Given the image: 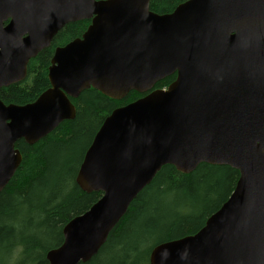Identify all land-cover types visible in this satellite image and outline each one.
<instances>
[{
  "label": "water",
  "instance_id": "1",
  "mask_svg": "<svg viewBox=\"0 0 264 264\" xmlns=\"http://www.w3.org/2000/svg\"><path fill=\"white\" fill-rule=\"evenodd\" d=\"M149 4L0 0V88L21 82L65 24L90 21L55 48L35 100L0 99V192L22 160L17 140L34 144L73 119L81 91H135L87 147L75 182L101 196L63 226L48 264L90 260L162 166L187 174L199 163L237 170L235 185L198 231L156 244L149 264H264V0H185L163 14Z\"/></svg>",
  "mask_w": 264,
  "mask_h": 264
},
{
  "label": "trees",
  "instance_id": "2",
  "mask_svg": "<svg viewBox=\"0 0 264 264\" xmlns=\"http://www.w3.org/2000/svg\"><path fill=\"white\" fill-rule=\"evenodd\" d=\"M185 0H150L152 11L171 12ZM88 20L65 24L27 65L26 77L0 88L5 103L32 102L49 87L47 68L53 50L86 29ZM175 74L157 82L164 88ZM141 94L130 91L115 100L94 88L71 99L73 119H66L34 144L17 140L22 160L0 192V264H48L46 253L63 240L62 228L87 210L101 192H84L75 182L83 155L104 118L116 107ZM238 178L227 165L199 163L190 173L172 165L160 168L152 181L132 200L126 213L90 260L79 264H149L158 243L198 231L206 218L230 195Z\"/></svg>",
  "mask_w": 264,
  "mask_h": 264
},
{
  "label": "flooded vegetation",
  "instance_id": "3",
  "mask_svg": "<svg viewBox=\"0 0 264 264\" xmlns=\"http://www.w3.org/2000/svg\"><path fill=\"white\" fill-rule=\"evenodd\" d=\"M88 21H89V20H88ZM89 23H90V21H89ZM89 23H88V25H89ZM88 25H87V26H88ZM86 28H87V27H86ZM85 30H86V29H85ZM85 30H84V31H85ZM84 31H83V32H84ZM83 32L80 34V36L74 37L73 39L78 38V37H81V35L83 34ZM73 39H71V40H73ZM71 40H69V41H71ZM51 41H52V40H51ZM69 41H68V42H69ZM68 42H67V43H68ZM50 44H51V43H50ZM65 44H66V43H65ZM65 44H63V45H65ZM63 45H62V46H63ZM49 46H50V45H49ZM57 47H59V46H56L55 48H57ZM55 48H54V50H55ZM54 50H53V53H54ZM52 55H53V54H52ZM51 58H52V57H51ZM50 60H51V59H50ZM28 62H29V61H28ZM27 65H28V64H27ZM49 65H50V64H49ZM48 67H49V66H48ZM47 69H48V68H47Z\"/></svg>",
  "mask_w": 264,
  "mask_h": 264
},
{
  "label": "rangeland",
  "instance_id": "4",
  "mask_svg": "<svg viewBox=\"0 0 264 264\" xmlns=\"http://www.w3.org/2000/svg\"><path fill=\"white\" fill-rule=\"evenodd\" d=\"M11 257H12V254L11 255H9V258H8V260H7V262H6V264H11Z\"/></svg>",
  "mask_w": 264,
  "mask_h": 264
},
{
  "label": "bare ground",
  "instance_id": "5",
  "mask_svg": "<svg viewBox=\"0 0 264 264\" xmlns=\"http://www.w3.org/2000/svg\"><path fill=\"white\" fill-rule=\"evenodd\" d=\"M112 230V229H111Z\"/></svg>",
  "mask_w": 264,
  "mask_h": 264
}]
</instances>
